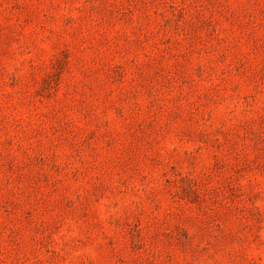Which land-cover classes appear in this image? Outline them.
<instances>
[{"label":"rangeland","instance_id":"obj_1","mask_svg":"<svg viewBox=\"0 0 264 264\" xmlns=\"http://www.w3.org/2000/svg\"><path fill=\"white\" fill-rule=\"evenodd\" d=\"M0 264H264V0H0Z\"/></svg>","mask_w":264,"mask_h":264}]
</instances>
